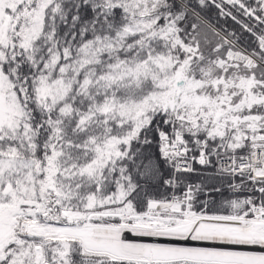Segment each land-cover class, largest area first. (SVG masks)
I'll list each match as a JSON object with an SVG mask.
<instances>
[{
  "label": "snow or ice",
  "instance_id": "snow-or-ice-1",
  "mask_svg": "<svg viewBox=\"0 0 264 264\" xmlns=\"http://www.w3.org/2000/svg\"><path fill=\"white\" fill-rule=\"evenodd\" d=\"M0 264H264V0H0Z\"/></svg>",
  "mask_w": 264,
  "mask_h": 264
}]
</instances>
